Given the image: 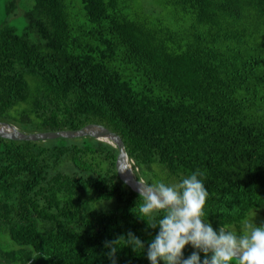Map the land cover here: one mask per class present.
<instances>
[{
    "label": "trees",
    "instance_id": "1",
    "mask_svg": "<svg viewBox=\"0 0 264 264\" xmlns=\"http://www.w3.org/2000/svg\"><path fill=\"white\" fill-rule=\"evenodd\" d=\"M20 1L0 0V121L25 133L102 125L136 179L203 173L215 231L264 217V0H80L76 11L25 0L17 21ZM116 156L89 137L0 138V264H112L105 242L120 237L116 264H151L159 228L136 216Z\"/></svg>",
    "mask_w": 264,
    "mask_h": 264
},
{
    "label": "clouds",
    "instance_id": "2",
    "mask_svg": "<svg viewBox=\"0 0 264 264\" xmlns=\"http://www.w3.org/2000/svg\"><path fill=\"white\" fill-rule=\"evenodd\" d=\"M129 170L121 166L120 171ZM203 173H192L181 182L166 185L163 182L147 184L138 179L137 191L142 203L139 204L138 218L145 220L149 227L159 228L158 234L147 248V258L151 264H264V225L254 222L256 212L245 221L241 234L220 227L215 231L210 222L202 220L208 191L198 177ZM165 211L158 222L149 223L145 217ZM121 239L106 241L112 264L117 252V243ZM127 241L135 250L144 248L140 238L132 233ZM191 245L192 254L183 258L186 245ZM200 253L204 254L201 260Z\"/></svg>",
    "mask_w": 264,
    "mask_h": 264
},
{
    "label": "water",
    "instance_id": "3",
    "mask_svg": "<svg viewBox=\"0 0 264 264\" xmlns=\"http://www.w3.org/2000/svg\"><path fill=\"white\" fill-rule=\"evenodd\" d=\"M89 137L97 141L105 142L116 148L117 156L115 161V169L119 180L128 187L132 192L139 195L137 191L138 179L134 176L132 170L124 172L120 171L121 166H126L124 159L127 158L124 143L121 138L99 124H87L79 130H61L55 132H35L25 133L20 131L15 125L0 121V138L12 141H47L55 139H75ZM105 139H108L105 140ZM127 167V166H126Z\"/></svg>",
    "mask_w": 264,
    "mask_h": 264
},
{
    "label": "rangeland",
    "instance_id": "4",
    "mask_svg": "<svg viewBox=\"0 0 264 264\" xmlns=\"http://www.w3.org/2000/svg\"><path fill=\"white\" fill-rule=\"evenodd\" d=\"M66 1L70 2L73 5V7L75 9L74 11H76V9H78V7L80 5V0H66ZM25 5H26L25 0H22L21 4L19 5V9L17 10V14H18L17 18H15V19H17V21H19V19L21 18V13H22V10L25 9ZM155 5H156V0H135V6L138 7L139 9L140 8H148V7L155 6ZM3 17H4L3 9H2V5L0 3V20H2ZM253 214L254 213H251L245 221L250 220V218L252 217ZM244 222H243V224H244ZM254 222L258 226L264 225V217L262 216V214L256 212V215L254 217ZM243 224L240 225L238 228H230L229 231H234L237 234H241Z\"/></svg>",
    "mask_w": 264,
    "mask_h": 264
},
{
    "label": "bare ground",
    "instance_id": "5",
    "mask_svg": "<svg viewBox=\"0 0 264 264\" xmlns=\"http://www.w3.org/2000/svg\"><path fill=\"white\" fill-rule=\"evenodd\" d=\"M108 141V139H105ZM124 163L127 166V168H129L131 170V163L129 162V160L127 158L124 159Z\"/></svg>",
    "mask_w": 264,
    "mask_h": 264
}]
</instances>
